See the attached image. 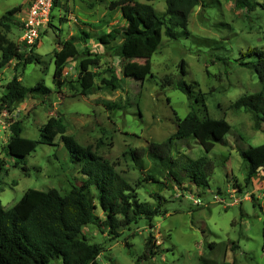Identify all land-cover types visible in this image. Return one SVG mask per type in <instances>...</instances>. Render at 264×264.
<instances>
[{
  "label": "rangeland",
  "instance_id": "rangeland-1",
  "mask_svg": "<svg viewBox=\"0 0 264 264\" xmlns=\"http://www.w3.org/2000/svg\"><path fill=\"white\" fill-rule=\"evenodd\" d=\"M118 0H58L50 25L42 33L36 47L27 48L18 41L19 13L12 17L7 33L16 44V54L30 51L38 55L37 62L17 65L16 59L0 67V98L5 86L16 76L32 87L43 80L51 92L47 96L30 95L18 107H0V204L8 209L29 189H56L65 193L82 181L78 167L68 161L60 137L54 145H37L35 151L19 160L8 155L6 145L9 126L19 122L21 136L36 140L39 129L51 116L59 117L70 135L82 147H89L113 164L132 185L142 177L127 156L128 150L145 148L148 143H161L176 131L177 119H183L192 109L199 118L223 119L230 125L223 143H217L209 153L193 138L173 140L172 154L211 161L213 173L207 187H176L168 171L156 168L144 157L143 175L154 174L159 183H143L137 189L140 201L156 206L152 194L163 197L161 210L166 214L153 218L150 229L144 218L128 228L119 229L120 236L110 241L106 230L88 225L83 229L89 243L100 244L103 252L98 264H264V176L245 182V168L239 151L264 143V122L256 130L251 115L232 105L245 95L260 91L256 73L241 62L250 59L243 54L251 48L264 47V0H249L255 5L247 10L234 0H200L188 17L186 32L178 28L176 38L162 37L150 58V74L138 79L133 76L145 60H125L116 56L126 19L120 8L111 9ZM149 4L162 17L164 27L165 0H136ZM28 0H0V17L9 9ZM81 32L91 35L81 41ZM110 33L115 39L108 46L96 38ZM70 38L80 52L87 51L99 59L91 93L80 95L78 63L81 56L69 60L64 70V85L53 84V56L58 44ZM184 61L187 74L183 79L194 84L195 94L203 96L207 112L192 105L173 86L161 88L164 77L176 81L178 64ZM114 73L118 88L113 90L103 82ZM201 110V111H199ZM98 217L103 218L100 211ZM152 234L156 255L139 259L144 241ZM51 264H61L53 260Z\"/></svg>",
  "mask_w": 264,
  "mask_h": 264
},
{
  "label": "trees",
  "instance_id": "trees-1",
  "mask_svg": "<svg viewBox=\"0 0 264 264\" xmlns=\"http://www.w3.org/2000/svg\"><path fill=\"white\" fill-rule=\"evenodd\" d=\"M234 2L247 10H253L255 7L249 0ZM57 3L58 0L54 2L53 9L57 7ZM199 3L200 0H165V17L169 20V26L164 27L162 17L149 4L136 0L110 2V8H120L126 19V27L122 30L116 56L121 57L123 61L145 60L139 70L133 72L134 77L141 80L150 74V58L156 52L162 37L175 39L178 28L186 32L189 14ZM260 8L264 11V1ZM20 11L21 6H16L0 17V67L13 59H16L17 65L22 66L39 61L38 55L32 51L17 55L16 44L7 37L12 17ZM90 38V34L81 32L82 42ZM114 39L110 33L101 34L96 38L102 46H108ZM78 56L81 58L77 79L80 95L85 96L91 93L94 85V73L90 68L96 67L99 59L87 51L80 52L74 38L58 44V50L53 56L52 81L58 87L63 86L65 65ZM243 57L250 60L241 64L256 73L261 88L258 93L240 97L232 108L243 109L249 113L254 128L261 130L260 122H264V47L248 49ZM178 67L180 77L176 81L164 77L160 82L161 88L173 86L183 93L192 105L201 106L202 111L206 113L203 96L195 94L194 84L183 79L187 74L184 61H181ZM103 83L113 90L119 86L113 72L110 79ZM50 92L43 80L27 87L14 76L5 86V92L0 98V107H18L30 95L47 96ZM9 127L10 135L6 149L8 155L17 160L16 165L19 160L33 153L37 145L53 146L59 136L67 152L68 161L78 167L82 181L71 186L63 194L56 189L42 191L29 188L10 208L5 209L0 204V264H51L53 260H60L61 264H98L97 257L103 252V247L88 242L83 232L86 226L93 225L100 231L106 230L110 241H114L120 236L119 229L128 228L138 219L144 218L152 229L153 218L166 214L165 210H161V202L164 201L162 196L157 193L151 195L156 201V206L152 207L140 201L137 194L141 184L159 183L156 175L142 174L144 157L156 168L167 170L170 181L176 187H207L213 173L211 161L206 157L177 159L172 154V142L193 138L205 153H209L215 144L223 143L224 137L230 131V125L225 120L211 119L207 114L200 119L199 114L192 109L183 119H177L176 131L165 141L151 142L145 148L126 152L142 176L132 185L115 170L113 164L89 147L80 146L72 136L66 135V127L57 116L46 120L39 129V137L36 140L22 137V127L17 121ZM239 155L244 163L246 183L252 181L253 177L264 176V143L241 150ZM97 210L103 218L96 215ZM155 249L154 237L149 233L144 241V252L139 259L153 258L156 255ZM201 263L209 264L204 259H201Z\"/></svg>",
  "mask_w": 264,
  "mask_h": 264
},
{
  "label": "built area",
  "instance_id": "built-area-1",
  "mask_svg": "<svg viewBox=\"0 0 264 264\" xmlns=\"http://www.w3.org/2000/svg\"><path fill=\"white\" fill-rule=\"evenodd\" d=\"M55 1L57 0H28L26 10L18 12V29L21 31L18 41L21 44L28 48L37 44L51 22Z\"/></svg>",
  "mask_w": 264,
  "mask_h": 264
}]
</instances>
